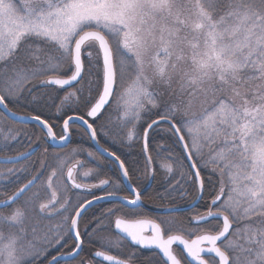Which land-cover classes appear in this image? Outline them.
I'll return each mask as SVG.
<instances>
[{"label": "snow or ice", "instance_id": "1", "mask_svg": "<svg viewBox=\"0 0 264 264\" xmlns=\"http://www.w3.org/2000/svg\"><path fill=\"white\" fill-rule=\"evenodd\" d=\"M134 7L0 0V143L48 145L39 171L0 172V264H264V94L226 88L264 72V0H208L221 76L184 92L145 72ZM193 192L205 211L145 218Z\"/></svg>", "mask_w": 264, "mask_h": 264}, {"label": "rangeland", "instance_id": "2", "mask_svg": "<svg viewBox=\"0 0 264 264\" xmlns=\"http://www.w3.org/2000/svg\"><path fill=\"white\" fill-rule=\"evenodd\" d=\"M132 2L135 7L126 12L125 30L134 38L136 49L144 62V70L150 78L157 84L171 85L180 92L202 89L214 79L219 80L221 72L214 64L207 63L214 44L208 28V0ZM240 23V30L244 31L242 26L246 23V17ZM240 75L239 72L229 71L226 80L227 89L240 92V97L236 99H242L245 92L264 94V72L260 73L258 79L246 81H242ZM8 143L11 147V141ZM33 144H36L35 140ZM8 148H4L0 143V154L1 150ZM44 159V151L41 150L35 162L37 171L40 170V163ZM142 182L146 184L148 180Z\"/></svg>", "mask_w": 264, "mask_h": 264}, {"label": "flooded vegetation", "instance_id": "3", "mask_svg": "<svg viewBox=\"0 0 264 264\" xmlns=\"http://www.w3.org/2000/svg\"><path fill=\"white\" fill-rule=\"evenodd\" d=\"M16 112H17V115H21V116H30V115H32V113L31 112H29V111H25V110H23V109H17L16 110ZM9 123H14V124H18V125H22V126H29V125H24V124H19V123H16V122H13V121H9ZM13 124V125H14ZM14 127L15 128H18V127H16L15 125H14ZM18 129H20V128H18ZM23 129H25V128H23ZM28 129V128H27ZM33 144V142L31 143V144H29V143H27V142H24L23 144H13V142H11V147H10V145H9V148L8 149H6V150H4V151H2L1 150V154H0V157H10V156H15V155H18V154H21V153H24V152H27L28 150H30V149H32V148H34V147H37V144H33V146H31ZM13 147H20V148H22V150H20L17 154H13V155H7V154H10V153H12V149H13ZM48 147V145L47 144H45L44 142H42V143H40L39 144V147H38V150H37V152L34 154V155H32L31 157H29L28 159H26V160H24V161H21V162H19V163H16V164H0V172H2V170H8L9 168H13V169H22V168H24V167H26V166H31V165H35V162H36V157H37V155L39 154V152L42 150V151H44V149L45 148H47ZM66 148V147H65ZM65 148H63V149H65ZM63 149H53V148H49V152H54V151H59V150H63ZM12 150V151H11ZM55 153V152H54ZM58 154H60L61 152H57ZM80 159H82V157H80ZM36 173H33V175H35ZM42 179H44V178H42ZM135 183V182H134ZM140 183H143L142 181H140ZM144 184V183H143ZM150 184H151V181L150 180H148V182L146 183V184H144V188H145V192L149 189V187H150ZM184 203H186V202H184ZM145 207H148V206H146L145 205ZM149 211V210H148ZM150 212V211H149ZM187 212V211H186ZM153 213V212H152ZM182 213V212H181ZM145 218H148V217H145ZM191 218V217H190ZM148 219H153V218H148ZM175 247H177V246H175L174 245V248ZM97 250H99V249H97ZM144 252H145V254H148V251L147 250H144ZM91 258V257H90ZM95 262H98V263H101V262H99V261H97V260H95ZM102 264H104V263H102Z\"/></svg>", "mask_w": 264, "mask_h": 264}, {"label": "trees", "instance_id": "4", "mask_svg": "<svg viewBox=\"0 0 264 264\" xmlns=\"http://www.w3.org/2000/svg\"><path fill=\"white\" fill-rule=\"evenodd\" d=\"M14 124V123H13ZM16 127L20 128V129H23V128H28V129H32V125H29V126H22V125H18V124H14ZM82 130V129H81ZM78 138V137H77ZM87 146V145H86ZM13 150V151H12ZM12 153L10 154H7V155H13V154H17L20 150H22V148L19 147V149H15L13 147L12 149ZM69 150L68 147H66L65 149L63 150H57V151H54L55 153L57 152H65ZM135 182V181H134ZM154 186V181H151V184H150V187L149 189L146 191L149 192L151 191V189L153 188ZM195 197V193L193 192L191 195L187 196L185 199H176L175 201L173 202H169L167 200L165 201H160V200H156V201H145V205L146 206H154V207H159V208H166V207H173V206H182V205H185L184 202H190L191 200H193V198ZM187 204V203H186ZM148 211V210H147ZM197 211H205V208H204V204L203 202H199L198 205H196L192 210L190 211H187V212H180V213H176V214H173V215H160V214H155V213H152V212H149L148 211V218H155L156 216H162L164 218H167V219H176V220H182V219H189L195 212ZM115 254V253H113ZM86 256H89L90 257V254L89 253H85ZM147 255V254H145ZM93 264H102V263H98V262H94Z\"/></svg>", "mask_w": 264, "mask_h": 264}, {"label": "water", "instance_id": "5", "mask_svg": "<svg viewBox=\"0 0 264 264\" xmlns=\"http://www.w3.org/2000/svg\"><path fill=\"white\" fill-rule=\"evenodd\" d=\"M17 116H21V115H17ZM13 122H16V123H19V124H24V125H32L31 123L29 122H26V121H20V120H17V121H13ZM65 148V147H64ZM32 149H36L32 155H34L37 150H38V147H34ZM32 149L28 150L27 152H24V153H28L30 152ZM53 149H63L61 147H56V148H53ZM22 154V153H21ZM21 154H18V155H15V156H10V157H0V164H16V163H19L21 161H24L26 159H15L17 157H20ZM31 155V156H32ZM30 156V157H31ZM9 160H11L12 162H8ZM196 196V194H195ZM195 200V197L193 198V200H191L190 202H188L187 204L185 205H182V206H176V207H166V208H159V207H154V206H148V207H145L147 210H149L150 212H153L155 214H160V215H171V214H176V213H180V212H186V211H189L191 209H193L196 205H198L199 201L196 202L195 204H193V201ZM165 209H171L172 211L170 213H166L165 212ZM94 260H96L95 258H93ZM101 263H104L102 260H97Z\"/></svg>", "mask_w": 264, "mask_h": 264}]
</instances>
